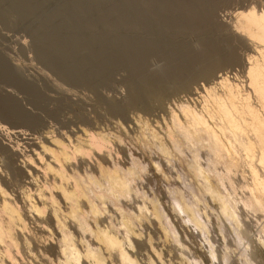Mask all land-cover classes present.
<instances>
[{"label": "rangeland", "instance_id": "obj_1", "mask_svg": "<svg viewBox=\"0 0 264 264\" xmlns=\"http://www.w3.org/2000/svg\"><path fill=\"white\" fill-rule=\"evenodd\" d=\"M18 2H22L23 5L17 7ZM128 2V5L122 6L121 0H0V103L2 99H7V92H10L11 98L16 101L22 112L21 116L25 114L32 119L31 122L19 120L20 122L14 123L0 112V125L9 128L7 130L9 133L2 138L3 142L16 149L18 154L19 152L29 154L21 139L22 135L11 132L15 130L12 125H18V129L29 134H25L24 137H42L46 131H50L52 135H57L59 131H66L69 134L72 129L78 128L113 135L119 144H109L112 163L126 168L130 166L132 156L138 167L133 181V187L137 192H133V197L128 200H123L127 207L130 202L129 209L125 205L123 207L136 213L135 205L145 204L147 208L144 210L150 209L142 212L146 218V211L148 215L152 210V203L155 202L158 211L161 210L159 212L162 218L159 220H162L160 222L165 225L167 232L165 235L163 229L158 231L155 226L151 227L153 223L150 220L153 217L146 218L149 219L146 222L149 221L150 224H143L145 222L143 218H141L143 222L139 220L141 224L137 220L135 221L138 224L134 221V225L137 224L134 227L142 231L143 241L148 243V246L152 245L159 253L156 254L157 258H161L158 260L155 253L149 252L146 248H137L135 243L131 249L125 244L124 247H128L126 250L138 263L144 264L149 253L153 255L151 258L155 260V264L160 261L159 264L162 262V264H264V210L257 211L251 205L245 206L249 203L251 196L249 193L252 190L250 175L245 167L238 166L233 170H227L225 167L227 170L225 171L222 162L213 165L212 155L208 154L205 148H201L198 151V164L200 163L205 172L201 176V172L196 174L191 165L192 146L184 144L179 152L166 140L171 114L179 117L178 104L182 101L184 105L200 109V105L207 100L202 86L206 88L212 86L218 75L226 73L231 80L236 79L233 81L239 86L243 84L242 87L249 90L245 58L252 50L246 47L242 39L232 37L229 27L233 24L235 12L251 7L260 10L264 6V0H157V4L153 5L155 8L149 9L146 6H137L139 2L135 0ZM162 4H166V10H162L160 6ZM151 13L150 18L154 25L151 20H147L138 30L111 32L110 29H106L111 25H118L120 22L116 19L122 15L131 24L137 16ZM160 17L161 19H158ZM103 19L104 22L101 21ZM178 29L182 32L177 33ZM38 35L39 38L41 36V40L38 38L39 41ZM62 36L74 41L92 39L91 42L94 44L88 47L93 48L94 45L98 47L96 51L103 55L99 57L100 59L110 60L117 52L125 53L119 50L121 47L136 50L138 53H134L145 54L148 58L146 61H138L136 67L126 64L115 65L111 71L103 73L104 81L88 85L78 81L85 73L86 67L74 65V61L69 58L65 60L66 72L62 74L43 56L49 43L48 39L63 38ZM209 41L215 46L219 45L217 46L220 49V59H217L221 62L219 65H214L216 59H210L212 56L209 55L207 59L200 60L202 57L199 53L200 45ZM107 46L112 50L104 54L102 49ZM188 47L191 48L188 58L185 61L179 60V56L183 55ZM56 51L54 54L60 56L59 49ZM166 55L172 58L168 64L169 72L164 75L170 86L162 93L161 99L149 101L140 98L136 103L128 104L131 90L128 79L131 74L134 72L136 78H139L145 70L167 69ZM70 75L76 77L71 78ZM177 79L181 83L173 84L172 82ZM195 91L200 92L202 97L198 98V102L193 99ZM111 101L119 103L120 112L111 107ZM137 118H140L141 124L143 121L154 128L158 138H152L146 133L145 128L141 129L134 125L132 120ZM159 139L168 147L169 154L166 158L157 148L156 142ZM20 158L10 151L0 150V187L14 200L21 190L30 187L24 183L21 174L16 175L11 169ZM96 159L102 160L100 157L88 156L90 162L79 164L77 159H74L75 171L82 176L86 172L98 176L99 172L93 169ZM112 163L103 162L102 166L112 169ZM6 178L10 181L7 179L6 182ZM205 178L211 179V185L215 186V190L228 198L230 206L231 203L235 206L238 219H227L222 215L220 203L213 199L210 193L208 194L205 187L203 188L204 183L209 182ZM38 180L40 183L44 181L41 177ZM48 180L51 181L50 177ZM152 200L154 201L151 202ZM184 203L185 206L192 207V213L194 212L193 214L203 224L201 225L204 230L199 228L197 230L193 222L189 221V217L179 206V204L184 206ZM100 205L106 208L102 206L105 214L100 213L107 221L106 226L110 225L111 228L112 224L114 227L116 224V227H119L120 219L118 213H115L118 211L112 210L113 204L106 201L99 204V207ZM150 215L152 214L148 216ZM155 219L157 221V218ZM27 226L28 232H31L32 223L29 222ZM168 228H172L173 230H170L175 234ZM116 229L114 230L118 234H123L120 227ZM29 248L31 254L36 257L31 256V259L29 254L23 253L24 260L39 264L36 261L41 262L40 252L32 243H29ZM211 249L217 254L216 259L209 254Z\"/></svg>", "mask_w": 264, "mask_h": 264}, {"label": "bare ground", "instance_id": "obj_2", "mask_svg": "<svg viewBox=\"0 0 264 264\" xmlns=\"http://www.w3.org/2000/svg\"><path fill=\"white\" fill-rule=\"evenodd\" d=\"M128 1L121 0V5H128ZM135 1L139 2L137 6H146L148 9L150 7L155 8L153 5L157 4V0ZM22 5V2H18L16 6ZM160 6L162 10H166V4ZM140 13L142 14L141 11ZM151 15L152 13L141 15V17L137 16L131 24L122 15L116 19V21L120 22H117L118 25H111L106 29H110L111 32L126 29L138 30L143 25V22L151 20ZM158 19H161V17ZM233 19V24L229 27L230 35L236 39H242L246 47L254 53L247 55L245 58V73L249 90L242 87L243 84L239 86L238 83L233 81L236 79L231 80L226 73L218 75L215 77L216 81L213 82L212 86L207 88L204 85L202 86L207 95V100L202 106L200 105V109L196 110V107L191 108L188 104L184 105L182 101H179L180 118L174 113L171 114L170 126L167 127L166 133L167 139H165L167 143L172 144L173 148L179 152L184 144L192 146L193 163L191 165L196 174L201 172V176L204 172V168L202 169L199 165L200 163L198 164V151L201 148H205L208 154L212 155L211 163L213 165L222 162L227 170L244 166L249 173L248 175H250L248 177L251 179L253 190L249 193L251 194V196L249 195L250 200L245 199L249 203L246 201L248 204L244 205L246 207L251 205L257 211L258 209L263 211L264 6L260 10L251 7L237 11L233 14ZM101 21L104 22L105 20ZM153 22L152 24L154 25L155 23ZM180 32H182L181 29L177 31V33ZM38 38L39 35L37 36V41L41 40V36L39 40ZM50 39H48L49 43L45 47L43 56L48 58L54 68L62 74L66 72L65 60L69 58L74 61V65L86 67L85 73L78 78V81L88 85L104 81L103 73L111 71L115 65L126 64L128 66L135 65L136 67L138 61H146L148 58L145 54H136L138 53L136 50L133 51L121 47L119 50L125 53L117 52L110 60L100 59L99 57L103 55L96 51L98 47L94 45L92 46L93 48H89L91 44H94L90 38L74 41L67 40L64 37L58 39L53 37L51 42ZM88 45L90 46L88 47ZM200 46L199 53L202 55L200 60L207 59L209 55V57L212 56L210 59H216L214 65L221 63L217 61V59H220V49L217 47L219 45L215 46L209 41L202 43ZM48 47H51V50ZM58 49L60 56L54 54ZM136 49H138L137 46ZM190 49L188 47L178 59L185 61L191 53ZM111 50L112 48L107 46L102 49V52L106 54L111 52ZM165 57L168 59L167 69L145 70L139 78H136L134 72L131 74L128 79L131 83L128 104L132 105L140 98H146L149 101L161 99L162 93L170 86L168 81H165L164 75L169 72L168 64L172 58H168L167 55ZM70 77L75 78L76 76L70 75ZM172 83H181V81L177 79ZM7 95H5L7 99L1 100L0 112L12 119L13 121H11L14 123L20 121L31 122L30 116L25 114L21 116L20 113L22 112L16 105V101L11 98L12 94L10 95V92H7ZM193 95L195 102L198 98H202L200 92L195 91ZM111 102V107L115 111L120 112L119 103L116 101ZM132 122L141 129L145 128L146 133L152 138H158L155 129L149 127L146 122L142 121L141 124L140 118L133 119ZM12 127L15 130L11 132L22 135L21 139H23V143L28 148L29 154L25 152H19L20 154H18L16 149L10 147L5 141L3 142L2 138L9 133L7 131L9 128L3 125H0V150L10 151L14 156L21 157L18 162L11 166V169L16 175L21 174L24 183L30 187L27 190H21L19 195L17 194L16 200L11 198L0 187V264H32L29 260H24L23 257V253L29 254L30 258L34 256L30 252L29 243L34 244V248H37L38 252H40L39 258L41 262L36 261L39 264H140L126 250L128 247H124L125 244H128L129 248H133V243L139 249L146 248L149 252L155 253V256L159 254L151 244L149 245L152 247L143 241V238H141L142 231L134 226L138 223L141 224L143 221H145L143 224L149 223V221L146 222V220H149L146 218L153 217L150 220L153 225L150 226H155L158 231L163 229L162 232L166 235V227L160 222L162 220H159V218H162L159 212L161 210L158 211L156 204L154 205V200H152V207L150 206L152 210L148 213L153 216H148L147 211L150 209H145L147 210V217L145 218V215H143L145 213L144 208H147L144 206L145 204L142 206L133 204L137 209L136 213L133 210H128L130 202L128 207L126 203V205L123 204V200H128L133 195V192H137L133 187V181L136 168L138 167H136V160L132 156H130V166L126 168L116 165L115 162L112 163L109 144H119L113 135L108 136L105 132H90L87 129L78 128L76 130L72 129L69 134L66 131H59L57 135H52L50 131H46L42 137H24L27 133L18 129V125H12ZM143 141L146 142V140ZM156 144L158 150L166 158L169 154L166 143L159 139ZM88 156L102 159H96L95 164H93V169L99 172L98 176L87 172L82 176L75 171L73 160L77 159L79 164H85L89 161ZM102 161L105 164L112 163V169L108 166L106 168L103 167ZM226 168L225 171H227ZM204 176L206 177V175ZM40 177L44 180L41 183L38 180ZM49 177L51 181L48 180ZM206 178V181L209 180ZM7 179L9 180V178H6V182L8 181ZM210 180L209 182H202L204 183L203 188L205 187L204 189L208 191V194L210 193L211 197L220 203L222 215L227 219H238L237 214H235V206L232 205L231 201V206L234 207L230 206L228 198L215 190L216 188L211 185ZM31 187L32 189H30ZM247 188L249 187L247 186ZM106 201H110L111 205L113 204L112 210L118 211L115 213H118L120 219L118 224H120V232L123 233L121 235L116 232V230H119L116 229L119 228L116 227V224L115 228L111 221H108L109 224H112L110 228V225L106 226L107 224L105 223L107 221H105V218L100 216L102 215L100 214L101 212L104 213L103 209L105 207L103 205L104 208L101 205L99 207V204H104ZM96 202L99 203L96 204ZM185 204L184 206L179 204L181 210L187 214L189 221L193 222L197 230L198 228L203 229V224L193 214L194 212L192 213V207H189V205L185 206ZM124 205L128 209L123 207ZM113 206H115L114 209ZM109 216L111 218L112 215L110 214ZM141 218L145 220L142 219V221ZM155 218H157V221H155ZM134 221L137 223L136 225H134ZM29 222L33 225V227L31 226V232H28L27 224ZM112 227L116 230L112 229ZM170 229L169 231L175 234L172 231L173 229ZM168 236L170 235L168 234ZM164 237L166 238L167 236ZM209 254L213 259H216L217 254L212 249ZM49 255L55 257L52 258L53 256ZM151 255L148 253L144 264H155V260L153 261ZM159 258L157 259L160 260L161 258Z\"/></svg>", "mask_w": 264, "mask_h": 264}]
</instances>
